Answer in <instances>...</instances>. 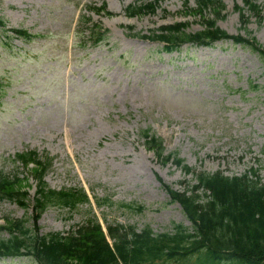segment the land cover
Returning <instances> with one entry per match:
<instances>
[{"label": "rangeland", "instance_id": "rangeland-1", "mask_svg": "<svg viewBox=\"0 0 264 264\" xmlns=\"http://www.w3.org/2000/svg\"><path fill=\"white\" fill-rule=\"evenodd\" d=\"M149 1L0 0L4 28L40 34L0 43V170L27 176L33 195L37 181L14 156L35 150L51 158L42 178L49 187H84L92 201L75 209L47 206L36 222L40 235L65 233L93 215L103 225L149 226L155 233L179 223L191 229L164 185L183 190L194 178L144 147L145 128L162 138L166 153L198 170L238 175L252 167L264 181V58L232 39L165 51L163 42L142 35L176 21L194 33L204 22L179 13L185 0H161L154 12L127 15L129 6ZM221 1L216 25L264 45V0H255L262 19L244 9V24L236 9L243 0ZM206 15L216 18L209 8ZM100 26L106 35L91 44L90 31ZM105 195L115 203L97 206L93 196ZM33 214L32 205L0 200V223L24 217L32 227ZM0 264L35 262L7 256Z\"/></svg>", "mask_w": 264, "mask_h": 264}, {"label": "trees", "instance_id": "trees-1", "mask_svg": "<svg viewBox=\"0 0 264 264\" xmlns=\"http://www.w3.org/2000/svg\"><path fill=\"white\" fill-rule=\"evenodd\" d=\"M156 1L131 5L127 14L153 12ZM196 3L195 8L186 6L184 13L200 14L204 19L203 29L186 33L187 23L176 22L151 30L150 34H143L142 37L163 41L165 51H173L185 42L209 45L218 39H232L234 43L257 50L264 58V45L259 47L252 38L230 35L216 25L214 18H206L203 12L206 8H212L215 17L221 16L224 4L220 0H196ZM243 3V7L236 6L243 23L247 21L244 9L262 19L261 6L257 2L243 0ZM5 25L6 21L0 17V43L13 37L30 41L40 35L23 27L4 28ZM128 27L132 29V26ZM105 32V29H91L92 43L101 41ZM140 135L146 148L153 150L161 162L172 160L182 170L192 174L195 182L182 191L164 185L170 200L181 204L191 222V229L179 223L171 231L155 233L149 226L137 230L132 225L107 224V231L104 232L93 215L65 234L48 232L40 235L36 222L47 206L75 209L79 204L89 203L90 198L83 187L50 188L42 178L51 164V158L44 156L40 159L34 150H26L17 152L14 161H20L27 167L37 181L33 198V226L27 224L28 220L24 217L6 218L5 224H0V257L27 256L35 264H264V181L259 178L256 169L251 167L248 170L252 175L248 171L240 175H226L219 170H197L175 152L166 153L162 138L150 133L148 128L142 129ZM29 163H34V166L29 168ZM28 185L27 176H9L0 170V200L15 201L27 209L30 205ZM94 200L97 205L115 203L107 195L95 196ZM121 205L133 207L127 202ZM135 208L140 211L144 206L139 204ZM3 232H8V237H2Z\"/></svg>", "mask_w": 264, "mask_h": 264}]
</instances>
